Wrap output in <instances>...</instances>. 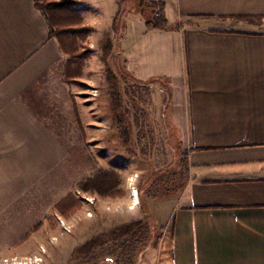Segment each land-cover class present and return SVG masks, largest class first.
Returning a JSON list of instances; mask_svg holds the SVG:
<instances>
[{
	"label": "crops",
	"instance_id": "crops-1",
	"mask_svg": "<svg viewBox=\"0 0 264 264\" xmlns=\"http://www.w3.org/2000/svg\"><path fill=\"white\" fill-rule=\"evenodd\" d=\"M75 1L96 30L95 0ZM159 1L168 28L139 24L121 57L136 80L169 85L185 153L187 177L165 222L169 257L161 263L264 264V0ZM49 32L33 0H0V264L40 255L58 219L83 209L62 213L67 194H46L76 154L78 124L92 120ZM91 228L76 226V236ZM104 256L101 264H113ZM132 264L159 262L146 249Z\"/></svg>",
	"mask_w": 264,
	"mask_h": 264
},
{
	"label": "rangeland",
	"instance_id": "rangeland-1",
	"mask_svg": "<svg viewBox=\"0 0 264 264\" xmlns=\"http://www.w3.org/2000/svg\"><path fill=\"white\" fill-rule=\"evenodd\" d=\"M89 6L91 13L99 10V26L95 30L91 25L90 33L77 36V52L84 55L67 56L64 74L71 88L77 89V98L92 120L78 124L76 154L62 162L59 187L46 188V194L49 189H59L61 195L71 194L67 200L62 199L61 209L70 208V203H78L83 209L73 219H58L59 229L46 235L48 240L40 248V255L17 259L43 264L57 258V264H67L72 248L85 238L142 220L141 228L127 240L90 254L93 259L89 255L69 264H101L99 255H107L104 257L112 259L113 264H132L134 256L136 260L146 249L163 264L169 257L171 228L165 222L187 177L185 153L170 118L169 85L160 80H136L127 73L121 57V48L133 42L139 24L153 17L152 11L147 6L141 10L140 0H95ZM108 40L111 49L107 52ZM112 91L121 104L117 108L113 106ZM122 131L127 133V141L122 140ZM100 170L118 178L119 185L113 193L101 196L79 188L81 181ZM135 193L138 198H133ZM61 220L70 226L68 230ZM85 224L91 225V230L76 236V226L83 228Z\"/></svg>",
	"mask_w": 264,
	"mask_h": 264
},
{
	"label": "trees",
	"instance_id": "trees-1",
	"mask_svg": "<svg viewBox=\"0 0 264 264\" xmlns=\"http://www.w3.org/2000/svg\"><path fill=\"white\" fill-rule=\"evenodd\" d=\"M35 6L42 11L45 15L48 24L50 26L49 35L57 39L62 52L69 58L83 57V53H78L77 36L80 34L90 33L93 28L91 25L84 24L80 13L76 10L75 0H33ZM143 6H147L152 11L151 18L145 20V25L148 30L160 29L164 30L168 28V22L164 15L163 3L159 0H140V8L143 10ZM181 26L178 27L181 28ZM106 51L111 49V41L108 40L106 44ZM111 79V78H110ZM114 87V86H112ZM112 89V88H111ZM113 106L115 108L121 105L118 103V96L116 92H111ZM119 124V121H118ZM121 126V125H119ZM124 138L123 141H127V133L121 132ZM119 185V180L116 175L107 170H100L93 176L81 181L79 188L83 191L97 192L101 196H107L112 191H115ZM71 197L68 194L64 201ZM79 205L70 203V208L61 209L63 213L66 210H73ZM142 226V220H133L131 222L119 224L111 227L110 229L93 235L81 245L75 247L70 256V261H77L90 254L102 250L106 246L115 245L121 241L127 240L135 230L140 229Z\"/></svg>",
	"mask_w": 264,
	"mask_h": 264
},
{
	"label": "built area",
	"instance_id": "built-area-1",
	"mask_svg": "<svg viewBox=\"0 0 264 264\" xmlns=\"http://www.w3.org/2000/svg\"><path fill=\"white\" fill-rule=\"evenodd\" d=\"M134 195L138 198L137 193L132 195L133 198H134ZM60 223L62 224V226H63V228L65 230H68L70 228V226L66 225L63 220H61ZM2 264H27V261L21 260V259H17V258L12 259V260L4 259L2 261Z\"/></svg>",
	"mask_w": 264,
	"mask_h": 264
},
{
	"label": "bare ground",
	"instance_id": "bare-ground-1",
	"mask_svg": "<svg viewBox=\"0 0 264 264\" xmlns=\"http://www.w3.org/2000/svg\"><path fill=\"white\" fill-rule=\"evenodd\" d=\"M137 199V198H136ZM136 201V200H135ZM138 201L135 202V204H137Z\"/></svg>",
	"mask_w": 264,
	"mask_h": 264
}]
</instances>
